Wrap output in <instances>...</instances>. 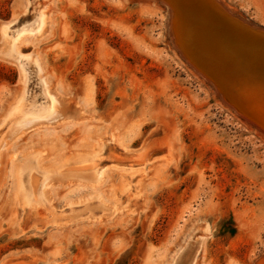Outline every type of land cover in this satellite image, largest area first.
<instances>
[{
  "label": "rangeland",
  "instance_id": "374dc122",
  "mask_svg": "<svg viewBox=\"0 0 264 264\" xmlns=\"http://www.w3.org/2000/svg\"><path fill=\"white\" fill-rule=\"evenodd\" d=\"M47 1L50 31L21 41L19 51L39 53L51 86L87 119L57 127L39 121L4 139L0 264H186L194 248L202 253L197 264H264V55L254 48L233 54L235 48L206 32L182 29L163 0ZM205 2L235 23L264 28V0ZM39 3L0 0V22L18 17L5 33L37 23L44 11ZM23 67L25 82L18 87L17 64L0 57V115L16 86L24 116L34 117L48 100L36 74ZM109 134L115 140L105 156H132L122 155L120 146L141 148L133 156L157 155L137 169L114 168L105 157L101 185H64L56 204L67 211L69 201L97 193L109 202L125 201L134 214L122 207L104 226L46 225L19 234L24 216L11 159L42 148L44 166L54 164L70 149ZM123 176L131 181L128 199ZM190 233V249L173 262Z\"/></svg>",
  "mask_w": 264,
  "mask_h": 264
},
{
  "label": "bare ground",
  "instance_id": "6f19581e",
  "mask_svg": "<svg viewBox=\"0 0 264 264\" xmlns=\"http://www.w3.org/2000/svg\"><path fill=\"white\" fill-rule=\"evenodd\" d=\"M163 1L169 10L172 11L171 15L173 20L177 24H180L182 29L190 30L193 28L196 29L195 31L206 32L208 33V39H216L223 46L235 49L237 45H240L238 50L241 51L246 48H253L252 44H248L245 41L247 39L250 40V38L248 37L249 34L244 31L245 28H243V25L231 21L228 16L206 3L205 0ZM39 4H42L44 11L38 12L39 17L37 23L34 25L29 24L27 28L20 29L13 36L9 37L5 33V29L7 26L16 24L18 17H11L8 21L0 22V57L4 56L8 61L12 59L17 64L19 68L18 87L25 82L23 66L33 71L39 79L41 91L48 97V100L35 112L34 117L32 115L24 116L25 110L22 105L21 94L14 97L17 92L16 86L14 94L9 100V106L0 115V148L7 146V142L4 143L5 138L11 140L23 133L32 124L39 123V121H45L49 123V126L57 127L63 123L70 126L83 125L85 123L84 120L87 119L85 114H83L82 108L71 105L72 107L70 106L71 108L69 109L68 103L66 104L67 101L63 97H60L55 87L51 86V79L41 55L34 50L27 54L19 51L18 44L21 41L30 38H45L52 27L51 13L47 11L49 2L47 0H41ZM36 7L38 8L39 5H36L34 8ZM224 36H234L236 39L231 40V43L234 44H227L226 40L222 38ZM226 74L228 73L226 72ZM212 80L214 81V79ZM114 140L115 138L112 134L106 135L103 138L93 141L86 147L70 149L60 161L46 166L43 163L46 152L42 148H31L26 152H22L16 161L11 159L10 173L13 180L14 196L24 216L23 224L18 225V233H35L46 225L62 227L68 224L82 222L88 227L96 224L104 226L109 223L110 219L122 207H127L129 213L131 211L133 215L134 211L128 207L129 205L125 201L109 202L97 193L89 194L87 197L80 198L76 201H69L66 203L67 211L56 204L58 189L64 185H84L92 188L96 185H101L106 175L104 173L106 164L101 163L105 157L110 159V163L107 164L112 165L114 168L137 169L143 167L157 155L151 151H147L143 154L140 153L137 156H133L141 148L133 150L120 146L122 155L126 156L129 153L132 156L129 158H120L111 155L105 156L106 151H108V146L114 143ZM164 154L157 157L169 159V156L166 157ZM70 165H74L75 167H67ZM130 182L126 181L124 176L121 177L120 186L125 199L131 198V194H133L130 186H128ZM139 187L140 184L138 183L137 188H133L136 191V196L141 193ZM72 204L75 205L71 206ZM190 237L191 233L179 247L173 262H177L181 254L187 249H190ZM199 237L201 241V236ZM187 253L188 259L186 264H197L198 258L202 255L201 252L195 251V248L189 252L187 251ZM52 264H58V262Z\"/></svg>",
  "mask_w": 264,
  "mask_h": 264
},
{
  "label": "water",
  "instance_id": "95a60500",
  "mask_svg": "<svg viewBox=\"0 0 264 264\" xmlns=\"http://www.w3.org/2000/svg\"><path fill=\"white\" fill-rule=\"evenodd\" d=\"M238 20H240V19H238ZM243 28H245L244 30L247 32V34H252L251 36H248L250 38V40L247 39L248 41L247 40H245V41L248 44H252L253 48L255 50H259L261 52V54L264 55V28L258 27L256 25H253V26L251 25L250 28H248L245 25V26H243ZM245 37H247V36H245ZM222 38L224 40H226L227 44H230V45L234 44V43H231V40L236 39L234 36H224ZM239 46L240 45H237V48L235 50H233V54L239 53V51H238ZM247 49H250V48H246V50ZM248 54H249V56L252 55V53H248ZM226 55H228V54H226ZM229 56H235V55H229Z\"/></svg>",
  "mask_w": 264,
  "mask_h": 264
}]
</instances>
